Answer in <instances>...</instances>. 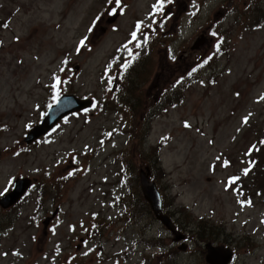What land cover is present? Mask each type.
Here are the masks:
<instances>
[{
  "label": "rangeland",
  "instance_id": "obj_1",
  "mask_svg": "<svg viewBox=\"0 0 264 264\" xmlns=\"http://www.w3.org/2000/svg\"><path fill=\"white\" fill-rule=\"evenodd\" d=\"M156 5L0 0V198L32 183L0 207V264H207L210 243L264 264V0ZM55 92L95 107L25 145ZM145 167L184 241L132 200Z\"/></svg>",
  "mask_w": 264,
  "mask_h": 264
},
{
  "label": "water",
  "instance_id": "obj_2",
  "mask_svg": "<svg viewBox=\"0 0 264 264\" xmlns=\"http://www.w3.org/2000/svg\"><path fill=\"white\" fill-rule=\"evenodd\" d=\"M118 14L108 19L109 24L114 23ZM199 44L195 42L194 48ZM92 105L90 99H80L74 95H62L59 100L48 107L41 121L31 128L24 137V143L30 145L51 131L63 118L89 109ZM140 189L144 200L148 203L155 219L167 229L173 236L175 243L184 240V234L176 230L172 219L163 212L161 196L156 188L155 183L150 180L149 168L141 169L139 172ZM32 183L28 178L16 179L12 185L11 191L0 199V207L8 209L16 205L30 189ZM47 222H45L46 224ZM205 262L207 264H229L233 257L231 249L224 246L213 244L205 245ZM184 249V245L181 247Z\"/></svg>",
  "mask_w": 264,
  "mask_h": 264
},
{
  "label": "snow or ice",
  "instance_id": "obj_3",
  "mask_svg": "<svg viewBox=\"0 0 264 264\" xmlns=\"http://www.w3.org/2000/svg\"><path fill=\"white\" fill-rule=\"evenodd\" d=\"M111 2H112V0H109V3H111ZM172 2H173V0H157V5L154 6V7H155V11H156L157 13L162 12V9L164 8L165 3L171 4ZM115 4H116L117 8H119L120 5H121V0H115ZM193 15H194V13H193ZM153 22H155V21H153ZM136 28H137V31H139V30L141 29V25H140V24H137ZM91 30H92V29H89V31H91ZM132 39H133V40L136 39V31H134V32L132 33ZM85 40H86V38H85V39H82V40L80 41L79 45L77 46V52H78V53L80 52L81 48H83V47L85 46ZM147 42H148V37L145 36V37H144V43L147 44ZM126 47H127V45H125V48H126ZM136 47L139 48V47H140V44H136ZM216 49H217V51H219V45L216 46ZM137 55H138V54H137ZM129 56H132V53H131V52H129ZM133 59H135L134 56H133ZM209 59H211V57H209ZM65 63H66V61H65ZM131 63H132V60H127V61L122 65V68H123L124 70H126V69L131 65ZM205 63H207V60H205ZM190 74H191V73H190ZM190 74H189V75H190ZM53 79H54L53 88H56V87L61 83V81H60L58 78H56V77H54ZM109 82H111V81H109ZM53 98H54V100H57V101H58V100H59V92H55ZM262 99H264V97H262ZM93 106L95 107V105H93ZM244 123H247V118H245ZM185 127L187 128V127H189V125L186 123V124H185ZM262 143H264V142H262ZM249 171H250V169H246V170L244 171V175H247ZM238 179H239V177H235V178H233V179L230 181V183L234 184V183L236 182V180H238ZM0 194H2V193H0ZM242 206H243V205H242Z\"/></svg>",
  "mask_w": 264,
  "mask_h": 264
},
{
  "label": "trees",
  "instance_id": "obj_4",
  "mask_svg": "<svg viewBox=\"0 0 264 264\" xmlns=\"http://www.w3.org/2000/svg\"><path fill=\"white\" fill-rule=\"evenodd\" d=\"M131 71V68L129 69V71H128V73L126 72V70L124 71V74H127V76L129 75V73H131L130 72ZM127 76L124 78V80L126 81V79H127ZM125 81H123L124 83H125ZM173 98L174 99H177L178 97H174L173 96ZM181 100V99H180ZM178 101H179V99H178ZM174 104H176V103H174ZM118 105H120V106H123V102H122V100L120 99L119 100V102H118ZM126 105V108H127V110H130V107L127 105V104H125ZM150 111V110H149ZM152 115V114H151ZM148 124H149V120H148V122H147V124H146V129H145V133H144V135H143V137L144 138H146V136H147V133H148ZM136 135H137V133H135V137H134V139H136L137 137H136ZM142 137V138H143ZM153 154H154V158L156 159V155H157V150H153ZM154 159V160H155ZM152 180H153V178H152ZM134 198H136L137 200H141L142 201V203H143V205L145 206V211H147V212H149L153 217H154V215L152 214V212H151V210H150V208H149V206H148V204H147V202L144 200V198H143V196H142V194H141V196L140 197H138V196H134L133 194H132V200L134 199ZM132 204V203H131ZM133 205V204H132ZM134 206V205H133ZM163 208H164V205H163ZM131 209H132V206H131ZM155 218V217H154ZM187 218H189V217H187ZM201 222H202V220H200ZM203 223V222H202ZM197 228H198V235L200 236V234L201 233H203L204 231H205V226H203V225H197Z\"/></svg>",
  "mask_w": 264,
  "mask_h": 264
},
{
  "label": "flooded vegetation",
  "instance_id": "obj_5",
  "mask_svg": "<svg viewBox=\"0 0 264 264\" xmlns=\"http://www.w3.org/2000/svg\"><path fill=\"white\" fill-rule=\"evenodd\" d=\"M149 107H150L152 110H154V108L152 107V105H147L146 108H145L144 110H146V109L148 108L146 111H149V110H150Z\"/></svg>",
  "mask_w": 264,
  "mask_h": 264
}]
</instances>
